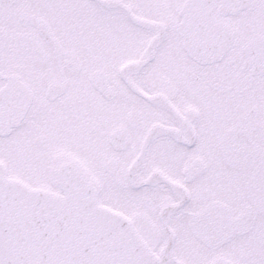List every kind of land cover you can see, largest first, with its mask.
Instances as JSON below:
<instances>
[{"label":"snow or ice","instance_id":"snow-or-ice-1","mask_svg":"<svg viewBox=\"0 0 264 264\" xmlns=\"http://www.w3.org/2000/svg\"><path fill=\"white\" fill-rule=\"evenodd\" d=\"M0 264H264V0H0Z\"/></svg>","mask_w":264,"mask_h":264}]
</instances>
